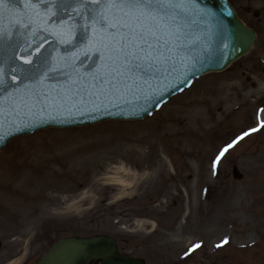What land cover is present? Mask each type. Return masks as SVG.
I'll use <instances>...</instances> for the list:
<instances>
[{
	"label": "rangeland",
	"instance_id": "rangeland-1",
	"mask_svg": "<svg viewBox=\"0 0 264 264\" xmlns=\"http://www.w3.org/2000/svg\"><path fill=\"white\" fill-rule=\"evenodd\" d=\"M228 1L258 36L227 70L141 121L47 129L2 149L7 259L26 241L39 257L59 238L101 234L145 264H264V0Z\"/></svg>",
	"mask_w": 264,
	"mask_h": 264
},
{
	"label": "water",
	"instance_id": "water-1",
	"mask_svg": "<svg viewBox=\"0 0 264 264\" xmlns=\"http://www.w3.org/2000/svg\"><path fill=\"white\" fill-rule=\"evenodd\" d=\"M196 7L210 12L214 19L203 22L200 29L194 30L188 43L195 46L183 54L186 58L185 66L177 65L176 69L169 68L167 71L150 70L148 76L139 79L138 87L130 90L101 91L90 86L102 60L98 58L99 54L87 38L73 41V46L58 41L50 34L57 30L55 23L48 25L47 32L35 35L34 30L27 31L22 28L15 34L12 46L4 45L0 48V80L7 86L6 92L0 91V98L8 101L13 96L22 97L26 89L29 90L27 95L31 96L34 90L48 95L44 102L47 107H41L40 104L30 105L29 109L22 108L18 117H11L0 123V150L13 138L31 135L46 128L67 129L106 120H142L170 97L187 88L192 80L207 72L223 71L253 47L255 32L247 29L237 19L225 0H197ZM29 10L30 8L24 6L10 8L5 4L3 27L7 29L10 20L24 17ZM64 19L67 20V17ZM83 23L84 21L80 22ZM73 28L76 36L85 35L79 25L73 23ZM67 39L66 36L65 40ZM38 45H42L39 55L35 51ZM29 52L33 54L31 57H28ZM22 56L37 60V64H25L20 59ZM45 60L63 69L56 73L55 79L45 78L47 64L40 63ZM80 85L84 87L78 92ZM5 111L7 115V108ZM232 174L235 180L242 178L236 168H233ZM37 264L144 262L118 254L116 241L99 235L59 239Z\"/></svg>",
	"mask_w": 264,
	"mask_h": 264
},
{
	"label": "snow or ice",
	"instance_id": "snow-or-ice-1",
	"mask_svg": "<svg viewBox=\"0 0 264 264\" xmlns=\"http://www.w3.org/2000/svg\"><path fill=\"white\" fill-rule=\"evenodd\" d=\"M196 2L197 0H0V48L4 45L12 46L15 34L22 28L34 30L35 35L47 32L48 25L55 23L57 30L50 34L58 41L73 45V41L87 38L99 54L98 58L102 63L92 77L91 87L101 91L130 90L138 87L139 79L148 76L150 70L167 71L169 68L176 69L177 65L185 66L186 58L183 54L195 46L188 43L194 30L200 29L203 22L214 19L210 12L197 8ZM5 4L10 8L24 6L30 10L25 12L24 17L10 20L5 29L2 23ZM65 16L67 20L64 19ZM81 21L84 23L80 24ZM73 23L84 30V36L75 35ZM40 47L42 45H38L35 50L38 55ZM32 55L31 52L28 53V57ZM20 59L25 64H37V60L23 56ZM40 63L47 64L44 73L47 79H55L56 73L63 71L48 60ZM83 87L80 85L78 92ZM0 91H7L3 80H0ZM28 92L26 89L25 95L19 98L13 96L8 101L0 98V123L5 119L18 117L21 109H29L30 105L47 107L44 103L48 99L46 93L32 90V95L29 96ZM261 111L264 112V109ZM261 127H264V121L261 122ZM247 135V132L243 134ZM243 136L226 145L216 158L217 162ZM228 242L225 238L217 247ZM200 247V244L193 245L185 255Z\"/></svg>",
	"mask_w": 264,
	"mask_h": 264
},
{
	"label": "flooded vegetation",
	"instance_id": "flooded-vegetation-1",
	"mask_svg": "<svg viewBox=\"0 0 264 264\" xmlns=\"http://www.w3.org/2000/svg\"><path fill=\"white\" fill-rule=\"evenodd\" d=\"M257 32V30H256ZM258 36V32H257ZM251 87H254L253 83H250ZM22 240L21 242H23ZM8 241H0V254L5 255L6 257L8 255V251L5 249V243ZM11 242V241H10ZM10 247V245H9ZM10 253V252H9ZM38 251L35 245H30L28 241L24 243V247L19 248L17 251H14L10 256L13 255V257L9 256L5 258L4 264H36V261L38 260ZM20 255V256H18ZM4 260V259H3ZM3 262V261H2Z\"/></svg>",
	"mask_w": 264,
	"mask_h": 264
},
{
	"label": "bare ground",
	"instance_id": "bare-ground-1",
	"mask_svg": "<svg viewBox=\"0 0 264 264\" xmlns=\"http://www.w3.org/2000/svg\"><path fill=\"white\" fill-rule=\"evenodd\" d=\"M192 85H193V84H192ZM192 85H191V86H192Z\"/></svg>",
	"mask_w": 264,
	"mask_h": 264
}]
</instances>
